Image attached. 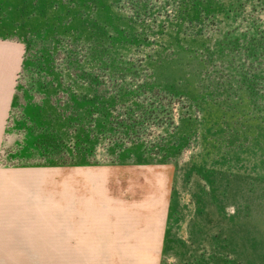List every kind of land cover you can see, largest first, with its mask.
<instances>
[{
	"label": "rangeland",
	"instance_id": "374dc122",
	"mask_svg": "<svg viewBox=\"0 0 264 264\" xmlns=\"http://www.w3.org/2000/svg\"><path fill=\"white\" fill-rule=\"evenodd\" d=\"M152 2L139 23L128 2L0 0V38L22 45L0 162L117 175L118 213L134 227H69L75 245L79 234L88 242L150 230L159 264H264V0H200L180 33L177 23L156 28L177 17L166 0ZM99 65L121 69L116 85L141 87L126 107L160 120L146 122L138 148L120 137L136 157L120 160L100 133L82 139L91 152H76L66 117L87 114ZM108 71L98 78L111 86L118 78ZM160 144L169 146L159 154ZM147 174H156L149 188L139 179ZM53 228L56 239L62 227ZM77 250L71 242V264Z\"/></svg>",
	"mask_w": 264,
	"mask_h": 264
},
{
	"label": "crops",
	"instance_id": "0c3cea01",
	"mask_svg": "<svg viewBox=\"0 0 264 264\" xmlns=\"http://www.w3.org/2000/svg\"><path fill=\"white\" fill-rule=\"evenodd\" d=\"M21 69V43L0 38V151ZM153 175L138 177L149 188ZM118 184L110 169L0 165V264H71V242L78 249L73 263L159 264L154 231L88 242L79 234L76 245L71 241L69 227H134L133 215L118 213ZM149 216L142 227H149ZM53 227H62L56 239Z\"/></svg>",
	"mask_w": 264,
	"mask_h": 264
},
{
	"label": "trees",
	"instance_id": "16d2710c",
	"mask_svg": "<svg viewBox=\"0 0 264 264\" xmlns=\"http://www.w3.org/2000/svg\"><path fill=\"white\" fill-rule=\"evenodd\" d=\"M110 3L122 6V2L130 3V9L132 10V19L136 22L142 23L144 19L148 18L152 14V7L154 6L153 0H106ZM203 1V0H202ZM205 1V0H204ZM200 0H166V6H169L171 9L174 10L177 19H171L174 23H165L164 25H157V21L154 23L157 25L156 28L160 29L164 28L169 30L170 28L173 29L175 23L178 25L179 33L181 32L180 29L182 28V24L188 21L191 23L193 20L197 19V6ZM151 6V7H150ZM168 11L165 10L163 13L164 16L170 17L167 13ZM175 17V18H176ZM129 19V22H131ZM171 22V21H170ZM144 28L146 25L142 24ZM147 32H153L150 28L145 29ZM91 52V51H90ZM102 66V65H99ZM104 66V65H103ZM90 67L92 70H96V82L93 80L90 83L91 89L90 94L93 95L92 99H89L86 95L85 102H83V109L87 110V114L85 113L81 116H78L74 113L69 114L66 119L69 123V128L72 131L70 135L75 140L77 146L75 147L76 152L82 151H90L87 149L89 145L85 147V149L81 148L83 146V138H86L87 141L90 142V139L94 138L98 135V133L106 136L109 138L110 142L113 144V149H109L111 151H115L118 149L120 153H118L117 158L122 160L128 156L136 157L138 155L135 154L134 151L127 150L121 147L120 137L122 139L130 140L133 148L137 146L140 147L139 144L141 141L142 134L144 133V125H146L147 121H160L158 117H154L150 112V115L141 108L137 107L138 112L135 111L133 108L134 105L131 107H126L125 101L129 95L133 92H138L141 88H138L137 91L130 90L127 86H120L119 84L116 85V82L119 83V78L122 80L125 79V75H120L117 71L121 69H117L114 65L111 68H104V67ZM109 70V71H108ZM113 72L114 78L117 80H111L110 85H105L104 81H99V72ZM90 77H95L91 76ZM99 82V84H97ZM140 91V90H139ZM119 102V103H118ZM79 110V109H78ZM91 112H93L91 114ZM85 117H82L84 116ZM152 115V117H151ZM92 142V141H91ZM170 144V143H168ZM170 145H173L171 143ZM91 149L93 150L94 145H91ZM169 145H156L153 148L160 154V152L167 148ZM119 147V148H117ZM80 149V150H79ZM134 150V149H133ZM91 152V151H90ZM124 160V159H123ZM120 164H124V161ZM139 165L149 164V163H138ZM0 165L6 166L5 164L0 162ZM7 167H9L7 165Z\"/></svg>",
	"mask_w": 264,
	"mask_h": 264
}]
</instances>
